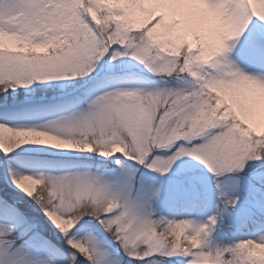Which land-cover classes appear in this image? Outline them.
Returning <instances> with one entry per match:
<instances>
[{"label":"snow or ice","instance_id":"6c2138e0","mask_svg":"<svg viewBox=\"0 0 264 264\" xmlns=\"http://www.w3.org/2000/svg\"><path fill=\"white\" fill-rule=\"evenodd\" d=\"M233 60L264 72V0H0V264H264V74ZM42 149L84 158L26 171ZM185 156L198 224L155 207L199 210ZM242 191L261 234L212 244Z\"/></svg>","mask_w":264,"mask_h":264},{"label":"rangeland","instance_id":"374dc122","mask_svg":"<svg viewBox=\"0 0 264 264\" xmlns=\"http://www.w3.org/2000/svg\"><path fill=\"white\" fill-rule=\"evenodd\" d=\"M144 2V1H143ZM229 47L231 48L232 42L229 41ZM230 53V52H229ZM231 54V53H230ZM131 64V62H130ZM241 70L245 71L247 74L255 75L250 71H247L246 68L243 66H237ZM130 73L135 74L139 77L147 78L148 80H155V77H151L148 75V73L143 72L138 66L132 65L127 69ZM76 82L73 80H65V81H50L47 83H34L31 85L32 88L37 89L34 100L37 101H46L48 99H51L53 95L58 94L60 92V86L61 85H75ZM17 92L23 94L25 92L24 89H17ZM35 147V146H31ZM39 146L38 148H40ZM52 152H57L52 149H48ZM54 158L51 161V163L58 162V161H66V160H72V159H83L84 157H77L75 154H54ZM99 159V158H94ZM181 160L188 161L187 167L190 169L191 174L200 178L201 180H204L206 178V191L201 197V204L200 208L197 212L189 213L180 210L179 204L174 200V197L170 194H167L164 199H162L159 203L155 205L157 211L169 218L172 216H175L177 219L180 218H188L191 219L195 224L201 223L206 221L207 217L210 215L215 214L217 205L219 203L216 193H215V187L214 184L211 181V177L208 176L207 170L205 166L202 164V162H199L195 160L193 157H181ZM46 163H50V161L46 160ZM136 166V165H133ZM26 171H29V169H25ZM48 169L43 170H37L34 172L39 171H47ZM149 175H154L149 173ZM167 190V185H166ZM24 201H28L27 197H24ZM29 204L34 210L35 214L37 216H40L41 219H43L42 214L39 212V210L35 207V205H31V202L28 201ZM250 206V193L248 191H242L240 193V201L239 206L235 210L234 213H232L231 216L228 214H225L223 224L211 234L210 241L212 244H221V243H227L232 244L235 241H238L240 239H246V238H256L261 233L257 231V224L252 223L251 221L245 223V218L248 214V209ZM101 234L108 240V243L111 245L112 249L117 248L118 246L111 241V238L107 236L106 233H103V230H100ZM62 243V241H61ZM121 259L123 261V264H136L135 261L129 260L127 257H124L121 253ZM179 259L173 258V264L175 260ZM83 264H87V262H83Z\"/></svg>","mask_w":264,"mask_h":264},{"label":"bare ground","instance_id":"6f19581e","mask_svg":"<svg viewBox=\"0 0 264 264\" xmlns=\"http://www.w3.org/2000/svg\"><path fill=\"white\" fill-rule=\"evenodd\" d=\"M143 1H144V3H152L153 2V0H143ZM225 55L228 56V57L231 56L230 53H226ZM232 62L235 63L236 66H243L244 68L247 69V71H250L252 73L254 71V74H264V72H261L260 70H258L256 68L247 66L244 63H241V62H238V61H234V60ZM38 147L39 146H35L34 148H38ZM55 153L62 154V153H59V152H52V151H50L48 149H42V150L38 151L35 155H37V156H45V157H52V156H55L54 155ZM37 156H36V161L35 162L41 161V158L37 157ZM42 161H44V159H42Z\"/></svg>","mask_w":264,"mask_h":264},{"label":"trees","instance_id":"16d2710c","mask_svg":"<svg viewBox=\"0 0 264 264\" xmlns=\"http://www.w3.org/2000/svg\"><path fill=\"white\" fill-rule=\"evenodd\" d=\"M25 202V205H27V203L29 204V202L28 201H24Z\"/></svg>","mask_w":264,"mask_h":264}]
</instances>
